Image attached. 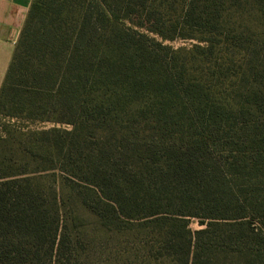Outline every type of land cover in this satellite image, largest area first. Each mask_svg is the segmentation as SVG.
I'll list each match as a JSON object with an SVG mask.
<instances>
[{
  "label": "trees",
  "instance_id": "trees-1",
  "mask_svg": "<svg viewBox=\"0 0 264 264\" xmlns=\"http://www.w3.org/2000/svg\"><path fill=\"white\" fill-rule=\"evenodd\" d=\"M0 118V264H264V0H33Z\"/></svg>",
  "mask_w": 264,
  "mask_h": 264
},
{
  "label": "crops",
  "instance_id": "crops-1",
  "mask_svg": "<svg viewBox=\"0 0 264 264\" xmlns=\"http://www.w3.org/2000/svg\"><path fill=\"white\" fill-rule=\"evenodd\" d=\"M33 0H0V88Z\"/></svg>",
  "mask_w": 264,
  "mask_h": 264
},
{
  "label": "rangeland",
  "instance_id": "rangeland-1",
  "mask_svg": "<svg viewBox=\"0 0 264 264\" xmlns=\"http://www.w3.org/2000/svg\"><path fill=\"white\" fill-rule=\"evenodd\" d=\"M166 44H169L170 46H172V47H175V48H177V47H183V46H187V45H189L188 43H185V42H183V41H174V42H171V43H166ZM9 122V123H11V124H15V125H18V122H16L15 120H10V119H5L4 120V122ZM0 122L2 123V120H1V118H0ZM21 125V123H19V126ZM23 125V124H22ZM28 127L30 128V129H42V128H49V127H52V124H50V123H47V124H29L28 125ZM85 217H87V216H85ZM87 219H88V222L89 223H92V220H91V218H88L87 217ZM191 229H193V230H196V229H198V226H197V224H196V222L195 221H192V224H191ZM91 228H93V226L91 227ZM135 234L136 233H134L133 231H129V232H127V233H124V235H123V239H124V241H126V242H130V241H132V238L135 236ZM117 238H121V236H119V235H117Z\"/></svg>",
  "mask_w": 264,
  "mask_h": 264
}]
</instances>
